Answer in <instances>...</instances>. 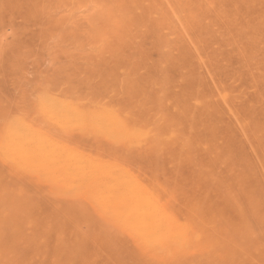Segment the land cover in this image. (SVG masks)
Segmentation results:
<instances>
[{"label":"rangeland","instance_id":"1","mask_svg":"<svg viewBox=\"0 0 264 264\" xmlns=\"http://www.w3.org/2000/svg\"><path fill=\"white\" fill-rule=\"evenodd\" d=\"M0 264H264V0H0Z\"/></svg>","mask_w":264,"mask_h":264},{"label":"bare ground","instance_id":"2","mask_svg":"<svg viewBox=\"0 0 264 264\" xmlns=\"http://www.w3.org/2000/svg\"><path fill=\"white\" fill-rule=\"evenodd\" d=\"M53 1H54V0H53ZM49 2H50V1H49ZM47 7H48V6H47ZM140 28H141V27H140ZM245 28H246V27H245ZM217 36H218V35H217ZM215 38H216V37H215ZM182 39H183V38H182ZM214 45H215V44H214ZM215 48H216V47H215ZM215 50H216V49H215ZM167 52H168V51H167ZM235 60H236V59H235ZM236 62H238V61H236ZM259 64H260V63H259ZM210 69H211V68H210ZM257 69H258V68H257ZM47 117H49V118L51 119L50 116H47ZM50 122H51V121H50ZM42 123H43V122H42ZM42 123H41V124H42ZM44 124H45V122H44ZM75 138H78V139H79V137H72V139H73L74 141L76 140ZM78 139H77V141H79ZM245 139H246V138H245ZM246 141H247V140H246ZM45 142H46V141H45ZM45 142H44V143H45ZM50 143H51V142H50ZM50 143L47 144V142H46L45 145H44V144L41 142V143H40V146L42 147V146L44 145L45 147H49ZM47 145H48V146H47ZM92 145H93V147H98V146L101 147V146L104 145V143H103V142H100V141H94V142H92ZM44 146H43V147H44ZM238 156H239V155H238ZM240 156H241V155H240ZM236 157H237V156H236ZM235 159H236V158H235ZM231 166H232V165H231ZM228 169H229V168H228ZM66 172H67V171H66ZM69 174H72V173H71V172H70V173L67 172V176H68ZM61 175H62V174H61ZM58 176H60V174H59ZM73 177H74V178H75V177L77 178L78 176H76V174H74ZM69 178H70V175H69ZM69 178H68V179H69ZM76 178H75V179H76ZM68 179H67V180H68ZM60 180H61V179H60ZM72 180H73V179H72ZM67 202H68V201H67ZM155 205H156V204H155ZM166 224H167V223H166ZM147 228H148V227H147ZM145 229H146V228H145ZM165 229L167 230V228L164 227V230H165ZM145 231H146V230H144L143 232H145ZM147 232H148V233H147ZM145 233H147V234H146L147 237H149L150 234L153 235V233H155V235H153L152 237H154V236L157 237V236H159V233H163V234H164L165 232H163V228H162V226H157V227H155V228H149V229H147V231H146ZM156 234H158V235H156ZM141 236H142V235H141ZM195 237H196V236H195ZM149 238L151 239V237H149ZM145 239H146V241H147V238H145Z\"/></svg>","mask_w":264,"mask_h":264}]
</instances>
